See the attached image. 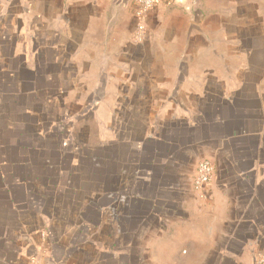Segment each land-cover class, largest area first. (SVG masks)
<instances>
[{
    "label": "crops",
    "instance_id": "obj_1",
    "mask_svg": "<svg viewBox=\"0 0 264 264\" xmlns=\"http://www.w3.org/2000/svg\"><path fill=\"white\" fill-rule=\"evenodd\" d=\"M141 20L138 41L133 0H0V264L257 261L264 0Z\"/></svg>",
    "mask_w": 264,
    "mask_h": 264
},
{
    "label": "built area",
    "instance_id": "obj_2",
    "mask_svg": "<svg viewBox=\"0 0 264 264\" xmlns=\"http://www.w3.org/2000/svg\"><path fill=\"white\" fill-rule=\"evenodd\" d=\"M158 0H133L135 7V13L140 19V23L137 25L134 38L138 41L142 40L145 35V26L142 20L145 13L154 8ZM214 173V165L208 159H201L196 163L195 172L192 177L193 187L195 189H202L211 180ZM254 264H264V244L259 254L257 261Z\"/></svg>",
    "mask_w": 264,
    "mask_h": 264
}]
</instances>
